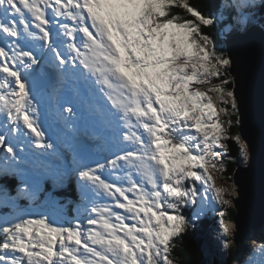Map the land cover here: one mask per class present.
I'll use <instances>...</instances> for the list:
<instances>
[{
    "label": "rangeland",
    "instance_id": "374dc122",
    "mask_svg": "<svg viewBox=\"0 0 264 264\" xmlns=\"http://www.w3.org/2000/svg\"><path fill=\"white\" fill-rule=\"evenodd\" d=\"M120 1L122 0L102 2L113 10H111L112 17L119 20L125 29L129 30L127 32L130 36L136 33L135 37H138L139 43L136 42L141 44V53L145 55V61L148 59L150 62L145 68L146 74L151 72V77L156 78L162 76L168 83L164 85L166 89L169 88V96L173 98L168 99L163 93V85L148 78L143 71L144 60L138 55L137 63L140 62V65L132 68L135 74H132V79L136 82L137 78L140 79L145 88L157 96L159 94L161 97V100H158L159 114L162 122L164 119L172 120L170 115L168 114V118L165 113L164 103L168 106L169 102L167 110L169 112L178 110L181 102L183 108L181 115H178L179 122L185 123L184 119L187 117L191 123L189 126H182L180 123L178 126L174 123L171 126L170 121L164 120L166 125L159 139L163 146L159 145L158 148L155 145V148L157 153H160L158 162L163 164L165 169L168 168V175L164 176L163 180L168 177L169 182L162 186L161 191L156 192L158 201L155 203L142 191L133 192L132 187L128 186V190L135 196L130 202L129 196H123V188L114 193L110 190L113 186L106 184V181L98 175V170L109 167V160L121 159L123 162L124 158L111 157L98 161L90 154L91 151H86L85 146L77 153L72 144L74 139L68 137L70 133L66 134L68 137L66 143L62 140L65 144L63 148L65 157L63 158L62 150L57 146L49 155L54 154L56 159L57 156L59 159L62 156L61 162L58 159L54 160V157L28 154L29 144L42 149L53 141L47 142L46 137L40 135L39 122L32 124L27 111L22 110L27 105L31 109L34 96L44 93L45 90L26 92L23 88V81L16 77L20 93L29 96L30 104L20 105L19 112H21L15 126L10 128L11 135L16 134V125L23 123V126L20 125L22 127L19 129L20 135L24 137L23 133H25L30 137L22 142L15 139L8 144L0 142V153H12L11 160L16 158L19 163L15 167H9L14 171L17 170L15 175L9 168L7 174L14 176L19 186L23 182L25 187H35L38 193L33 192L31 195H35V198L42 197L43 200L37 205L32 202L20 204L19 201L9 196H7L8 202L4 198L0 199V209L4 210H0V237L2 238L0 264H174L170 258L172 250L179 239L184 237L182 228L186 222L190 223L192 231L196 229L201 231L197 234H201L199 247L203 250L206 264H214L215 260L220 264L226 262L235 225L225 218L228 216V208L233 207L234 198L238 194L236 185L222 181V178L226 169L225 159L229 155V142L232 139L230 133L232 124H234L232 114L238 112V109L232 91L233 86L231 89L227 86L228 79L223 78L221 83L215 82L222 74L228 73L229 60L227 57L221 58L216 54L219 49L218 40L213 37L206 39L205 45L209 46L206 48L192 34L188 26L171 21H166L162 26L157 23L156 15H164L161 9L163 0H135L134 2L123 0L122 2L129 6L128 9L123 8V3ZM263 1L248 0V4L251 3L255 8L261 6ZM166 10L168 7L164 8L165 12ZM126 13L134 16V19L132 17L129 19ZM189 13L203 21V27L211 23L217 26L216 22L219 17L214 20L209 19V22L208 19L201 17V13L196 11ZM219 14L221 16L219 19H226L229 16L225 12L220 13L219 11ZM237 16L239 15L236 13L233 18H235V24H239L241 29H243L241 26L245 28L253 23V19H257V17L250 21L248 19L240 25L241 21ZM141 24L146 26L145 34ZM146 36L153 42V47L147 43ZM133 41L132 39V46L136 48ZM153 65L154 69L151 71ZM8 87L13 88V83L8 84ZM151 87L157 91H153ZM170 89L179 90L177 92L179 98H175L176 91H170ZM55 91L58 92V88ZM22 94L20 95L23 96ZM59 97L58 93L57 98ZM11 99H17L16 104L20 103V98L13 96ZM171 99L173 103L170 102ZM4 104L13 109L17 108L13 101ZM45 104L50 106V100H45ZM62 117L63 113L60 110V120ZM9 119L10 114H7L0 120V139L4 137V131L1 130L6 129L5 124L9 123ZM42 124L45 127L44 133L49 134L51 128L47 127L48 123L42 122ZM74 129L76 131V128ZM57 130L62 131V128H57ZM173 131L178 133L182 142L185 140L186 145L172 144L170 139L165 138L166 132L173 133ZM74 137L78 138L77 142L81 145H83L82 139L87 138L84 133L78 134L77 132L74 133ZM235 140L241 150L239 151L241 163H239L245 166L249 159L247 145L239 134ZM115 144L118 145L117 142ZM96 152L103 153L104 150L97 149ZM107 152L112 154L110 149ZM70 153H73L75 157H72ZM40 154L45 155L46 153ZM8 157L2 156L6 163ZM147 157L150 158L149 154ZM78 159H83V163ZM72 165L75 169L80 167L81 170L80 176L73 178L72 183L76 196L75 202L81 205L76 207L72 205L69 208V198L56 197V192H60L64 184L67 186L65 179L68 180V184L71 183ZM35 166L48 170L47 174H44V169L38 171L45 175L44 178L32 173L35 171ZM2 168H0V174L4 172ZM38 177L39 180L36 182L35 178ZM63 177L66 178L63 179ZM102 180L103 183H101ZM86 183L93 191L98 185V192L94 195L87 192L84 187ZM104 193L114 198L123 196L121 198L126 204L121 203L122 199L114 202L105 201L102 197ZM5 206L7 209L4 208ZM115 209L127 211L134 216H137L139 212L145 214L147 216L146 232L149 233V238L144 229L133 234L134 224L120 229L119 227L124 226L127 219L122 218L123 215ZM150 214L153 218H150ZM218 215L220 219H217L216 225L211 224L209 221H215ZM203 224L207 229L202 232ZM263 227L264 224L259 228H253L246 235L248 248L242 262L238 264H264V232H261Z\"/></svg>",
    "mask_w": 264,
    "mask_h": 264
},
{
    "label": "bare ground",
    "instance_id": "6f19581e",
    "mask_svg": "<svg viewBox=\"0 0 264 264\" xmlns=\"http://www.w3.org/2000/svg\"><path fill=\"white\" fill-rule=\"evenodd\" d=\"M58 1H60V0H55L54 3L53 2L52 3H53V6L55 8L60 9L61 6L58 3ZM130 1L134 2L135 0H130ZM238 1H239L238 4L240 6V11L238 13L239 16H237V18H239L241 21L240 25H242V23H244L248 19L250 21L252 18H255L256 16H258V13L264 9V1L261 3V6L255 7V8H253V5L251 3L248 4V0H237V2ZM35 2H36V0H25V1H22V0H0V120L3 119L4 117H6L7 114H10V119H9L10 121L8 124H5V126L7 125L6 129L1 130V131H4V133H3L4 137H2L0 139V142L8 144V143L12 142V139H15V140L22 142L24 140H27L30 137V136H28V134H25V133H23L24 137H22L20 135L19 129L20 128L22 129V127L20 125L23 126L24 125L23 123L16 125V127H15V129L17 130L16 134L14 136L11 135L10 128L13 125L15 126L16 121L19 118V115L21 112V111L19 112V109L21 110L20 105L22 104L24 106V104H30L29 96L26 94L20 93L21 90H20V86H19V83L17 80L18 77H17L16 73L17 72L19 74H21V72L23 74L27 73L29 69H32L38 63L44 62L46 68L48 69L47 73H49V72L51 73V80H50V86L51 87H50L49 91L44 92L40 95L34 96V98H33L34 101L32 104L33 107L31 109L27 105V107L25 109L23 107L22 110L27 111L29 119H30L32 124H34L35 122H39V124L41 126L40 131H39L40 135L46 137L47 142H51V141H53V142L49 143L47 146L43 147L42 149H37V147H35V145L29 144L30 149L28 150V154H30V155L34 154V156H36V155H39L40 153H46L45 155H48V157H54V160L58 159L59 162H61L62 156L60 159L58 158L59 156H57V159H56L54 154H52V156H49V155L53 152L54 147L57 146V147L61 148L62 155L64 158L65 157V149L63 150V148L65 147L64 143H66V140L68 139L66 134H68V133L73 134V132L75 131L74 128H76V131L88 133V135L90 136L89 138H87L84 141V146L85 147H91V146H93V144L97 143V145H99L98 150H104V152L102 154H104V157H105L107 154V150H108V146L106 144L109 143V141H105L102 136L97 137L94 134V133H98L99 127H102L98 124L101 121H98V123H95V124L90 123L87 126V122H85L84 120H82V122H80L81 120H78V116H77L76 111H78V112H79V110L82 111L83 108H84V111H87L88 107H87V105H84V107H83L82 105L77 103L76 99L79 97V95H78L79 92L77 90L67 91L64 88H59L67 79H70L72 77V75L65 73L62 69H60V67L57 66V63H55L54 51H52L48 47L43 53H41V57L39 58V60H37V63H34L31 61L32 50L36 49L38 46H40V42L42 41V37H43L41 35L42 23L39 20L38 21L35 20L36 18H32L31 21L23 24L21 22V19H20V14H27L30 11H34L35 10V8H34ZM76 2H77L78 7H80L83 11L88 10V8L84 5L82 0H76ZM140 3H141V5H143L142 1H140ZM250 4H251V6H250ZM16 7H17V9H16ZM46 11H52V9L48 8ZM254 11H256V13H254ZM5 12H7V13L11 12L12 14L14 12L16 16H19V19L14 17V18H12V22H11L10 18L5 17V15H4ZM229 12L233 14V12H231L230 10H229ZM133 15H134V12H133ZM233 15L235 16L236 14H233ZM89 16H90L91 20H95L97 15L94 13H90ZM89 16H88V19H89ZM127 16L129 19H132V18L134 19V16H132V15L127 14ZM48 19L50 21L56 22L55 20H52V18H48ZM145 23H146V21H145ZM52 25L54 26L55 24H52ZM47 26H49V25H47ZM59 27L56 26L55 28L58 29ZM94 28L96 29V26H94ZM141 28L145 34L146 33V26L141 24ZM126 31L129 32V30H127V29H126ZM91 32H93V29ZM135 34L136 33H134V35H132L131 37L134 40L133 43L136 47L135 49L137 51V55L141 56L144 60L143 71L145 72V68L147 67V65L150 62L148 61V59H147V61H145V55L143 54V52L141 53V44H138L139 43L138 37H135ZM78 35H79V39H80V44L82 45V48H80V52H79L80 53V60H82V62H83L86 59V57L88 56V54H91V52H90L91 48L87 47L88 45L90 46V43L88 44L87 39L82 35V33H79ZM147 36H146V39H148ZM146 41L150 47H153L152 46L153 42H151L150 39H148ZM63 47L64 48H62V49H64L66 51V54H67L64 61L66 62L67 66L69 68H73L72 64L70 62L71 51L68 48H66L65 45ZM5 53L9 55V59H7V57L5 56L6 55ZM3 56H5L6 62L4 64H1V59ZM22 61L24 63H27V65H25L23 70L19 71V70H17V66ZM153 69H154V65L150 70L152 71ZM132 74H134V73L132 72ZM145 74H146V72H145ZM129 75H131V73H129L128 76ZM146 75L148 76V78L150 80H155L158 84L163 85V93L168 99L173 98V97L169 96V88L166 89V87L164 85V84H168V83L165 82V79L162 76H161L162 78L161 77H159V78L151 77L152 76L151 72H149ZM112 76H113V74H112ZM131 78H133V76ZM137 82L141 83V80L137 78ZM12 83H13V88L9 89L8 84H12ZM57 88H59L58 92L55 91ZM170 91H176V94H177V92L179 90H174V89L171 90L170 89ZM68 92L70 94L71 99H69L67 96ZM58 93L59 94L61 93L62 97L57 99ZM20 94H22L23 96H21ZM174 95H172V96H174ZM13 96L16 98H20V103L16 104L17 99L16 100H12L13 98L11 99V97H13ZM97 96H98V93L95 94L96 98H97ZM101 96H102V94H101ZM174 97L179 98V95L177 94ZM47 99L50 100V104H51L50 106H47V104H45V100H47ZM105 99H108L107 96H105ZM71 100H73L72 103H71ZM1 101H3V103H1ZM12 101H13V104L17 107L16 109L10 108L9 105L4 104V103L9 104ZM57 101L59 102L60 106H57L55 104V102H57ZM170 102L173 103V100L171 99ZM167 104L169 107V102ZM153 105H155V102L153 103ZM105 107H107V106L104 105V108ZM182 108H183V106L181 107V102H180V106L178 107V110H176V111L170 110L168 112V114L172 118V125H173V123L176 126H178L179 123L182 126H186V125L189 126L191 124L187 117H185V119H184L185 123L179 122V116L178 115H181V109ZM60 110L62 113L66 112L68 114L67 116H65L63 113V117L61 120H60ZM102 114H105V112H102ZM53 115H54V120L52 121ZM65 117L68 118L67 123H65V120H66ZM156 120L157 119H155L153 121L155 122ZM42 122H47L48 123L47 127H52L55 124L56 128H52V130L50 131L49 134H45L44 133L45 127L43 126ZM60 127L62 128V131L57 130V128H60ZM36 129H37V127H36ZM109 129H111V127H109ZM108 130H107V133H110ZM91 131H93V132L96 131V132H94L92 134ZM138 132L141 133L143 135V137L146 139V142L142 146H140L139 148L137 147V146H139V144L135 145V143L131 144L128 141H124L123 137H119V136L115 135L118 138L112 139V136L110 134L108 137H109V140L112 141L111 148H112L113 156L120 158L123 155H125L128 158L129 162L132 163V166H131V169H130V172L128 175L135 181V186H134L135 188H133V191L139 186L140 188H142L143 193L146 194L148 198H151V200L153 202H155L157 200L156 190H161L162 186L166 182H169L168 177H166V179L163 180V177L168 175V172H167L168 168L165 169V167L163 165L159 164L158 161H156L152 166L150 165L149 159L147 158V153L149 150V144H148V140H147V138H148L147 128H145V127L139 128ZM122 135H123V133H122ZM176 135L179 136L178 133ZM102 138H103V140H102ZM62 140L64 141V143ZM29 142L30 141H28V143ZM74 142H77V140L72 141V144L76 148V152L79 153L81 145L78 144V147H77L74 144ZM116 142L118 145L115 144ZM159 145L161 146L162 143L159 142ZM92 152L95 156H100V153L95 152L94 150ZM11 154L12 153H9V154H5L4 152L0 153V156H3V157H4V155L9 156L8 157L9 159H7L8 164L6 162L0 164V168L3 167L2 170L4 169V173H6V174L9 173L8 172L9 167H15V165L18 164V162L16 161L17 160L16 158H12V160H11V158H10ZM70 154L72 155V157H75V155L73 153H70ZM45 155H43V156L45 157ZM107 156L109 157V155H107ZM78 161L83 163V159H78ZM5 166H6V168H5ZM146 167H148V169H146ZM9 169L13 170V168H9ZM38 171H43V169L35 166V171H33L32 173L34 175H38L41 177L45 176L44 174H41V172H38ZM14 172L15 171L13 170V174H15ZM98 175L101 178H103L104 181H106V184H111L113 186L112 189H110V190H112L114 193H116L117 190L122 189L126 185L127 186L129 185L128 183H126L127 176L125 174L124 175L122 174L121 159L118 160V166L117 165H112V166L109 165V167L107 169L104 168L103 170H98ZM64 178H66V177H63V179ZM104 181L102 180L101 183H103ZM1 182L4 184L3 180L0 179V183ZM1 186L2 185H0V190H1ZM2 187L7 188L9 191L11 190L6 185L2 186ZM84 187H85L87 192H89L93 195L95 194V192H98V185H97V188L95 191L92 190V188L88 185V183H86ZM123 192H124V195L130 194V195H132L131 198L134 197L133 194H131L125 190H123ZM0 194H1V192H0ZM102 197H104L103 200H105V201L114 202L116 200L121 201V199H122L121 197H123V196H117L114 198L112 196L109 197V196H107L106 193H104V194H102ZM121 203L123 204L124 202L121 201ZM121 209L120 210L115 209V210L118 213H121L123 215L122 218L127 219V221H126V223L123 224L124 226L119 227L120 229H123L124 227H127L130 224L131 225L134 224V228H132L133 234L139 233V230H141V229H144L145 232L147 231V223H146V217L147 216L145 214H142L141 212H139L137 216H134L133 214H131L127 211L121 210ZM150 218H153L151 216V214H150ZM153 222H154V220H153ZM146 236L149 238L148 232H146Z\"/></svg>",
    "mask_w": 264,
    "mask_h": 264
},
{
    "label": "water",
    "instance_id": "95a60500",
    "mask_svg": "<svg viewBox=\"0 0 264 264\" xmlns=\"http://www.w3.org/2000/svg\"><path fill=\"white\" fill-rule=\"evenodd\" d=\"M122 3L123 8L128 7ZM219 38L229 60L227 70L238 109V132L249 152L247 165L239 164L233 174L238 194L233 205V240L238 247L251 229L264 224V27L255 23L240 32L225 26ZM200 238L196 237L197 246Z\"/></svg>",
    "mask_w": 264,
    "mask_h": 264
},
{
    "label": "trees",
    "instance_id": "16d2710c",
    "mask_svg": "<svg viewBox=\"0 0 264 264\" xmlns=\"http://www.w3.org/2000/svg\"><path fill=\"white\" fill-rule=\"evenodd\" d=\"M231 5L227 4L224 0H163L161 3V9L162 14L164 15H156V22L159 23L161 26L166 21H171L175 24L181 23L182 25H186L189 27V30L192 32L194 36L197 37V40L201 41L202 44L205 45L206 39L209 40L211 37L218 40V52L217 55L221 56V58H226L225 49L222 41L219 38L220 30L224 27L226 24L235 23V20L233 19V14H236L234 11V8L231 7ZM168 7L167 12L164 11V8ZM220 8H225V11L219 10ZM228 9V10H227ZM224 10V9H223ZM229 10L232 13L229 12ZM196 11L198 13H201V17L203 19H213L214 18H220V13L229 14V16L226 19H219L216 22V25H213V23L203 27L202 22L200 21L198 17L190 14L189 12ZM260 16L257 17V19L261 22V24L264 26V9L259 14ZM210 22V21H209ZM207 23V22H205ZM236 25V24H234ZM216 26V27H212ZM209 43V42H208ZM206 48L208 44L205 45ZM209 47V46H208ZM215 54V53H213ZM228 79L227 86L231 87L233 86V81L230 75L228 73L222 74V76L217 79L215 83H221L222 79ZM212 83V84H215ZM232 118L234 121V124H232V129L230 130L232 139L229 142L228 152L229 155L225 159L226 161V169L223 173L222 181H228L233 183V174L235 172V169L237 166L241 163L239 159V151L240 145L238 142H236L235 137L237 139L238 137V112H235L232 114ZM240 162V163H239ZM4 182V181H3ZM6 186L10 189V184H6ZM2 182L0 185L5 186ZM234 184V183H233ZM1 186V193H7L9 190L5 187ZM71 205H69V208ZM68 210V209H67ZM68 214V213H67ZM69 215H71L69 213ZM235 215V209L234 207L228 208V216H226L225 219H228V221L234 223V217ZM217 219H220V216H216L215 221H209L211 224H216ZM207 229L206 226L203 224L201 226L202 232ZM191 233H190V232ZM197 232H201L198 229L193 230L190 226V223L186 222L184 223V226L182 228V237L179 239V242L177 245L174 246L172 250V254L170 257L172 261H174V264H206V259L203 253V250L196 245V236L198 235ZM261 232H264V227L261 228ZM203 234V233H202ZM234 234V233H233ZM234 235L230 238V244L228 247V256L226 259L225 264H238L241 263L243 260L244 253L246 249L248 248V244L246 242V238L242 240V242L238 245V247L235 245V242L233 240ZM2 242V238L0 237V244ZM214 264H220L217 260H215Z\"/></svg>",
    "mask_w": 264,
    "mask_h": 264
},
{
    "label": "clouds",
    "instance_id": "9594fccd",
    "mask_svg": "<svg viewBox=\"0 0 264 264\" xmlns=\"http://www.w3.org/2000/svg\"><path fill=\"white\" fill-rule=\"evenodd\" d=\"M197 237V236H196Z\"/></svg>",
    "mask_w": 264,
    "mask_h": 264
}]
</instances>
